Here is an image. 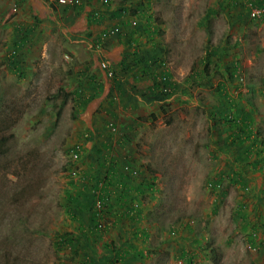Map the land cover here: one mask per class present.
Instances as JSON below:
<instances>
[{"label": "rangeland", "instance_id": "374dc122", "mask_svg": "<svg viewBox=\"0 0 264 264\" xmlns=\"http://www.w3.org/2000/svg\"><path fill=\"white\" fill-rule=\"evenodd\" d=\"M130 1L128 10L143 4L166 38L175 83L166 103L159 93H143L149 114L126 110L134 124L125 147L143 168L138 179L154 186L135 197L140 207L132 216L143 215L150 235L134 264H264V0ZM10 35L0 28V264H67L84 254L78 226L94 211L106 221L114 214L91 207L92 188L104 177L97 165L111 151L104 145L123 130L118 118L96 119L114 108L94 103H102L103 84L92 85L81 54L68 50L78 32L48 28L44 41L32 44L34 54L16 59L20 75L7 67ZM111 88L106 102L121 97ZM234 115L253 118L249 141L244 134L231 141ZM85 150L94 165L87 160L83 168ZM242 196L257 198L252 214L234 211ZM68 239L72 248L61 244Z\"/></svg>", "mask_w": 264, "mask_h": 264}, {"label": "crops", "instance_id": "0c3cea01", "mask_svg": "<svg viewBox=\"0 0 264 264\" xmlns=\"http://www.w3.org/2000/svg\"><path fill=\"white\" fill-rule=\"evenodd\" d=\"M78 1L79 4L77 5H62L53 0H0V28L10 31V38L13 44L22 43L17 51V60L23 53L22 51H28L27 54H34V49H31L32 44L42 43L44 40L41 37L45 39L48 28H52L55 25L61 27L69 25L72 31L78 32L77 36L70 39L74 43L69 45L68 50L72 51L74 55L78 52V54H81L78 59L81 61L80 64H85L84 68H82L83 71L90 73L88 81L92 82V85H100V83L104 85L101 88V91H103L102 103L100 99L94 100V103L103 104L104 106L109 103V106H111L109 108H114L110 109V112H108L109 109H104V113L108 115L105 116L100 113L96 116V119L106 118L107 121H110L112 118H118L115 120H118L117 124L123 130L120 133L121 137H118L116 142L113 140L110 144L104 145L106 149L111 150V153L108 152L104 156V163L107 161L108 156L112 155L116 167L120 166L122 168L124 164L129 163L132 168L138 170L136 175L140 176L143 168L137 167L134 165L135 163H132L133 161L130 157L131 149L125 147V142L128 143L129 125L130 123L134 124V116H130L126 110H137L139 115L149 114L150 102L143 100V93L147 92L148 87H150V79H146L147 73L140 66H135L132 54L137 53V59L142 63H145L146 60H150L151 63L157 57H162V59L166 60L165 53L169 49L168 44L164 42L166 38L163 39L162 35H160L162 31L160 34L152 32L151 35L140 32V30H143L141 26L146 23V17L141 20L142 14L148 13L147 10L145 11L143 4L139 5L140 3H138L139 6L132 5L134 9L140 12L138 26L133 28L130 25L129 13L124 14L122 17L117 16L122 11L121 9L129 11L130 0ZM129 2L130 4H128ZM15 10L16 13H14ZM46 16L50 17L47 18ZM121 20L122 22H120ZM43 27L45 32L41 31L40 35L39 30ZM115 27L119 28V34H113L107 39L102 38L105 31ZM86 31L88 34H85ZM2 40L5 41V39ZM75 43L78 45H75ZM151 58H153L152 61ZM104 61L109 62L114 70L115 78L112 81L105 77L101 69V63ZM124 61L134 63L133 67L126 68ZM165 69H167L165 71H170L167 63L165 64ZM154 71L160 72L161 70L157 68ZM169 75L171 74L169 73ZM107 80L109 82H104ZM112 84L115 85L121 97L115 100L110 99L108 100L109 102H106L104 99L107 92H112ZM119 110L121 112H118ZM249 119L253 120L252 117H249ZM251 138H253L252 124L249 139L247 140L249 141ZM83 154V165L81 166L80 163V167L84 168L87 160H90L91 166H93L94 155L92 151L88 153L85 150ZM97 161V165L99 164L105 170L103 178L105 179L108 176L111 180V183L106 186V205L102 204L109 213L114 214H108L111 221H107L108 227L104 230L90 229L89 221L85 226H78L77 231L83 232L86 236L84 241L81 240L83 243H79V247L84 248V254L78 258L71 259L72 261L67 262V264H111L113 260L117 261L115 264H134L133 260L138 258V254L140 255L139 249L141 247L138 245L145 244L146 239L150 235V229L139 219V216L141 218L143 215L140 213V215H137L138 217H133L132 211H136V208L140 207L135 199L136 195L142 194L143 190H147L146 186L149 184L138 179L136 175H128L123 171L120 172V177L115 176V174L111 176L112 174L106 171L107 168L104 163L100 164L102 162ZM89 177L91 178V176ZM103 178L95 177L93 181V187H96L98 191L105 186ZM83 187L85 188V186ZM80 192L83 196L86 195L85 190ZM96 194L98 200V193ZM238 199L242 201L238 200L236 203L235 212L244 210L252 214L255 211L251 210V208L257 205L255 203L257 198H245L242 196ZM131 207H134L135 210L131 209ZM105 215L107 216V214ZM100 217L101 214H97L98 220ZM72 247L73 245L70 248ZM181 256L190 258L191 254L188 255L185 250H181Z\"/></svg>", "mask_w": 264, "mask_h": 264}, {"label": "trees", "instance_id": "16d2710c", "mask_svg": "<svg viewBox=\"0 0 264 264\" xmlns=\"http://www.w3.org/2000/svg\"><path fill=\"white\" fill-rule=\"evenodd\" d=\"M255 5L258 6L257 4H255ZM121 10L122 11H120V13L117 14V16H119V17H122L124 14L129 13L127 10H124V9H121ZM130 13L132 15H136L137 18H140V17H138L139 13H140L139 10L135 9L134 11H130ZM143 13H145V12H143ZM142 15L143 16L141 18L146 17V23H143V26H141V29H143V30H140V32L141 33H145L146 35H151L152 32L160 34L161 31L159 30L158 26H155L153 24L151 15L149 13H145V14H142ZM120 22H122V20ZM130 25H132L133 28H137L136 26H138L137 24L136 25L131 24V21H130ZM111 29H113V28H111ZM117 29L119 30V28H117ZM114 34H119V33L117 31ZM149 39H150V37H149ZM21 45H22V43L21 44H16L15 43L14 44L15 50H13V52H11L9 54L8 58H7L8 70L11 73L17 74V75H20V72H19L20 68H19L18 61L16 60V55H17V51L21 47ZM132 56H133V59H134L135 66H140V68L143 69L145 73H147L146 76H145L146 79H148V80L150 79L149 80L150 81V83H149L150 87H148L147 92L150 90L148 93H152V94L153 93H155V94L159 93V97L164 100V103H166V100L169 97H171L172 93H173L169 88L175 89L174 88L175 83L172 81L171 72L170 71H165V70H167V69H165V64H166L167 61L162 59V57H157L151 63H150V60H146L145 63H142L139 59H137L138 58L137 53H134V55L132 54ZM125 60H127V59L125 58ZM152 60H153V58H151V61ZM124 63H125L124 65H125L126 68L133 67V64H134V63L133 64L129 63L127 61H124ZM157 68H159V70H161V71L160 72L154 71ZM169 73L171 75H169ZM114 78L115 77L113 76L112 80ZM89 101H90V99H86V100H83L82 102L84 104H87ZM62 103H64V101H62ZM76 116H77V114H73L74 118ZM249 117L250 116H246L245 115L244 118L242 116L240 118L239 116L234 115V116H232V118L230 120H228V123L230 124L231 135L229 137H230L231 141H234V139H237V140L240 139L241 140L242 134H244L245 137H246V139L243 140V141H246L247 139H249L250 128H251V124L253 123L252 120L249 119ZM234 128H236V130ZM105 164H106V162H105ZM106 168H107L106 171L109 172V174H112L111 176H113V174H115V169L116 168H114V167L112 168V165H110V166L107 165ZM115 176H116V174H115ZM110 181L111 180L107 176L104 179V182H103V184L105 185L103 189H100L98 191V189L96 190V187L92 188L93 192L95 191L96 193H98V200H97V194H96V200L101 202V203H103L104 205H106L105 203H106V197H107L106 186L111 183ZM148 184L149 185L146 186L147 190H152V188L154 187L153 184H151V183H148ZM94 203L96 204L95 201H94ZM95 204L91 205V207L95 208ZM97 221H98L97 214L94 211L91 214L90 218H89V224L90 225L92 224L90 229L98 230L96 228ZM61 244H63V245L65 244V245H69V246L72 245L70 239L62 240ZM140 255H142V253ZM115 263H117V261L113 260L111 262V264H115Z\"/></svg>", "mask_w": 264, "mask_h": 264}, {"label": "built area", "instance_id": "2783aa9c", "mask_svg": "<svg viewBox=\"0 0 264 264\" xmlns=\"http://www.w3.org/2000/svg\"><path fill=\"white\" fill-rule=\"evenodd\" d=\"M53 1L57 2L58 4H62V5H66V4H69V5H77V4H79V1H78V0H53ZM106 1H108V0H103V2H106ZM258 14H259V10H258V9H256V8H251V10H250V16H251V17L254 18V17L258 16ZM131 21H132L131 23H132L133 25H136V24H137L136 19L133 18V19H131ZM117 31H118V29H117L116 27L113 28V29H109V30H107V31H105V32L103 33L102 38H103V39H107L108 37H110V36H112L114 33H116ZM101 69H102V71H103L105 77L108 78L109 80H112V78H113V76H114V70L112 69L110 63H109V62H105V61L102 62V63H101ZM162 117H163L162 114L159 115V116L157 117L156 123H162V121H161V120H163ZM109 128H110L111 132H115V131H116V127H115L114 124H112V123H110ZM79 155H80V147H77L75 150H72V152H71V157L73 158L72 161H73V162H76V161L78 160L77 158L79 157ZM105 165H106V166H107V165H108V166H110V165H114L113 167H114V168H117V167H116V164H115V161H114L112 155H109V156H108ZM122 171H123L124 173L128 174V175H136V174H138V170L132 168V167L129 165V163L123 165V167H122ZM95 206H96L98 209H100V210H102L103 207H104L103 204H102L101 202H99V201L96 202ZM99 215H100V213H99ZM105 217H106L105 214H101L100 219H99V220L97 221V223H96V228H97L99 231H100V230H104V229H106V228L108 227V226H107V221L105 220Z\"/></svg>", "mask_w": 264, "mask_h": 264}]
</instances>
